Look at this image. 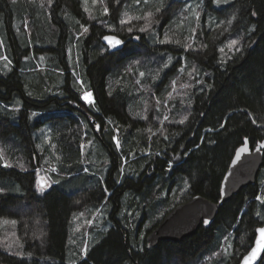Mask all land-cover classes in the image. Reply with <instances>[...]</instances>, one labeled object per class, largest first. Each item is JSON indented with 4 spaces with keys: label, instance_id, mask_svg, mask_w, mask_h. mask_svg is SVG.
Returning <instances> with one entry per match:
<instances>
[{
    "label": "trees",
    "instance_id": "1",
    "mask_svg": "<svg viewBox=\"0 0 264 264\" xmlns=\"http://www.w3.org/2000/svg\"><path fill=\"white\" fill-rule=\"evenodd\" d=\"M203 1L0 0V146L25 166H6L0 156V221L16 222L21 244L20 254L1 246L0 263L239 264L247 254L264 224V161L256 184L219 206L209 228L180 243L146 242L178 202L200 195L218 204L236 149L245 139L252 148L264 139V0H232L220 9ZM179 13L185 28L162 43ZM107 34L124 41L122 51H107ZM230 37L240 38V49L222 59ZM162 54L171 60L160 68L162 59L152 57ZM185 71L193 77L186 120L167 124L161 103ZM84 92L93 105L82 101ZM146 92L155 102L144 121ZM44 130L49 145L40 141ZM51 146L60 173L39 196L36 171ZM94 154L106 160L104 178L85 171ZM106 207L110 226L82 256L84 242H70L72 216Z\"/></svg>",
    "mask_w": 264,
    "mask_h": 264
},
{
    "label": "rangeland",
    "instance_id": "2",
    "mask_svg": "<svg viewBox=\"0 0 264 264\" xmlns=\"http://www.w3.org/2000/svg\"><path fill=\"white\" fill-rule=\"evenodd\" d=\"M231 1L232 0H213L212 5L214 6L215 9H220L223 6H226ZM37 2L41 3L42 5L47 6L49 3V0H37ZM201 3L203 4L204 1L201 0ZM181 13L178 14V17H177L178 24L175 26L176 28L173 27L170 32H167L164 34L163 39L161 41L162 43L174 41V39H176V37L178 36V31H177L178 27L181 26V27L185 28V22H184L185 16H183ZM190 13H189L190 14L189 16L192 15V12H190ZM195 13H196V15H195V19H194L195 21L194 22H196V19L198 17V15H197L198 11H195ZM193 14H194V12H193ZM124 20H125V24H126L128 20L126 18ZM138 24H139V21H131L132 26H135V25L140 26ZM220 26H223L222 27V34L228 33L230 28H231L230 25L223 24V23L220 24ZM19 27L20 26H18V28ZM149 27H151V26L149 25ZM195 27L196 26H194V28ZM26 28L27 27L25 26L24 29L27 30ZM179 30H181V29L179 28ZM194 30L195 29H192V32H195ZM233 40L237 41V43L230 48L229 44ZM240 46H241L240 38L230 37L223 44V46L220 47L219 54H220L222 59L227 58L228 55L232 54L237 49L239 50ZM154 57H152L153 58L152 61H154V62H156L159 59H162L161 63H160V68L166 67L169 64V61L171 60V57H168V56L166 57L165 54H162L160 56L154 55ZM143 58L144 57L137 59L133 63L137 65V64H139V62L141 60H144ZM154 69H156V68H154ZM157 72L158 71H154V77L156 76ZM190 73H191L190 71H187V72L185 71L183 73H179V76H177V78H176L177 80L175 81V85L173 84L174 88L172 89V91L167 92V94L165 95V99L163 100L164 102L161 103L163 105V107L166 109L165 113H164L165 117L163 120L167 124H171V121H173L175 118L177 119V121L179 123H184L186 120L185 114L187 111L186 110L187 109L186 103L188 100L187 94L189 92L190 87H192L191 82L193 79V77L190 75ZM85 93H89V92L83 93L82 101L87 106L93 105L94 99L92 96H91L90 102L83 99ZM149 93L150 92H146V94H148V95L145 94L144 96H142V97H144L145 103L141 107V110H142L141 119H143L144 121H146L145 119L148 116L146 113H147L149 106L153 107L152 103L155 102V100L153 98H151L150 102H149V100H148ZM169 93H171V95H169ZM171 107L172 108L177 107L179 112L171 111L172 110ZM181 121H183V122H181ZM40 141L45 143L46 145L47 144L49 145L51 143L50 134L46 130L41 132ZM114 141L116 143L117 139H115ZM50 148L52 149V155L49 158L47 156L44 159V162H43L44 165L42 167L38 168L36 171V181L38 183L37 188H36V192L39 196H42L52 185H54L55 182L53 179V175L57 176V174L59 172V170H58L59 162L58 161L60 160V158L57 155V152L55 151L54 146H51ZM11 153H12V157L10 154L7 155L4 151V149L0 146V156L3 159V162L6 166L17 165L19 167L24 168L25 166L21 162L19 155L16 154V152H11ZM98 155H100V154H94L92 156V162L91 163L94 164L93 168L88 169V167L85 166L86 167L85 171L89 172V173L92 172V174H95L96 176H100L101 178H104L106 171H107L106 163H105L106 160H105L103 155H100V157H98ZM100 165L103 167L99 169V167H101ZM39 181L43 182L44 185H46V186L40 187ZM184 189L186 190L187 187H185ZM181 194H180V196H181ZM177 198H179V196ZM179 203H181V202H178V204ZM175 205H177V204H175ZM109 211H110V208H108V207H106V209H103L101 211H100V209H98L97 211H92L90 209L85 208V209H81L80 211L73 214L72 221H71V230H70V236H71L70 242H71L72 246H75L77 248L82 241L84 242L85 246L82 249V253H81L82 256L85 255V249H86L87 243H90V241H91V244L98 243L100 238H102V236L104 235L103 233L106 232V230L110 226L108 223L105 224L106 221L109 220ZM94 219L96 221H94ZM95 224H96V227L91 230L90 227L95 226ZM17 235H18V232H17L16 222L7 221V220L0 221V247L3 246L9 254H13V253L14 254H20L21 244L19 243ZM229 248H230V246L228 243L224 244V250H225V254L227 257H229V255L231 253V249H229Z\"/></svg>",
    "mask_w": 264,
    "mask_h": 264
},
{
    "label": "water",
    "instance_id": "3",
    "mask_svg": "<svg viewBox=\"0 0 264 264\" xmlns=\"http://www.w3.org/2000/svg\"><path fill=\"white\" fill-rule=\"evenodd\" d=\"M105 37H112L120 43L115 47L109 45ZM103 46L109 53L122 51L124 41L116 35L107 34L101 38ZM247 141V142H245ZM245 150L239 152L238 150ZM264 161V139L254 148L250 146L248 139L238 147L227 168L220 187V201L218 204L209 201L203 196L191 197L185 202L175 205L162 219L160 224L146 238L148 248H156L161 242L180 243L182 240L192 237L202 225L209 228L216 220L219 206L230 201L242 189L253 186ZM44 184L39 181V185ZM207 221V223H206ZM264 224L257 228L254 242L239 264H261L264 258ZM5 264V263H0Z\"/></svg>",
    "mask_w": 264,
    "mask_h": 264
},
{
    "label": "snow or ice",
    "instance_id": "4",
    "mask_svg": "<svg viewBox=\"0 0 264 264\" xmlns=\"http://www.w3.org/2000/svg\"><path fill=\"white\" fill-rule=\"evenodd\" d=\"M96 2V0H93V3H95ZM157 10H159V9H157ZM105 12H107V9L105 8ZM150 15V14H149ZM125 21H122V23H124ZM230 22V21H229ZM81 27H83V25L81 26ZM146 27L147 26H145V27H142V28H140L139 30L140 31H145L146 30ZM84 31L85 32H87V28H84ZM129 31H132V29L130 28L129 29ZM106 41H108V43H109V45L110 46H112V47H115L116 45H118L119 43H120V41L119 40H116V39H114V38H112V37H105L104 38ZM237 43V41H235V40H233V41H231L230 42V44H229V47L231 48L233 45H235ZM222 50V49H221ZM238 50V49H237ZM173 84H175V82H173ZM169 95H171V93H169ZM83 99H85L86 101H91V93H85V95H84V97H83ZM181 122H183V121H181ZM253 123H255V121H253ZM97 127H99V126H97ZM150 131V130H149ZM113 139L115 140L116 138L115 137H113ZM245 142H247V141H245ZM116 144H117V147H119V141L117 140L116 141ZM245 149L244 148H241V149H239L238 150V155H239V152H242V151H244ZM46 185H44V184H42L41 185V187H45ZM257 199H260V197H257ZM206 223H207V221H206ZM260 231H262V232H264V229H261Z\"/></svg>",
    "mask_w": 264,
    "mask_h": 264
},
{
    "label": "crops",
    "instance_id": "5",
    "mask_svg": "<svg viewBox=\"0 0 264 264\" xmlns=\"http://www.w3.org/2000/svg\"><path fill=\"white\" fill-rule=\"evenodd\" d=\"M91 96H92V94H91ZM93 97V96H92Z\"/></svg>",
    "mask_w": 264,
    "mask_h": 264
}]
</instances>
